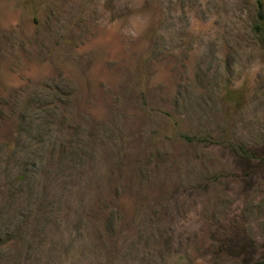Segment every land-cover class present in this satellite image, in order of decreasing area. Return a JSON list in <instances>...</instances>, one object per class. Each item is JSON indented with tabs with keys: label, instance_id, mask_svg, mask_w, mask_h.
Returning <instances> with one entry per match:
<instances>
[{
	"label": "rangeland",
	"instance_id": "rangeland-1",
	"mask_svg": "<svg viewBox=\"0 0 264 264\" xmlns=\"http://www.w3.org/2000/svg\"><path fill=\"white\" fill-rule=\"evenodd\" d=\"M259 12L0 0V264H264Z\"/></svg>",
	"mask_w": 264,
	"mask_h": 264
},
{
	"label": "trees",
	"instance_id": "trees-1",
	"mask_svg": "<svg viewBox=\"0 0 264 264\" xmlns=\"http://www.w3.org/2000/svg\"><path fill=\"white\" fill-rule=\"evenodd\" d=\"M258 4L260 7V12L258 14L259 20L255 24L256 31L260 34L262 43L264 45V13H263V2L262 0H258ZM240 150L244 151L243 146H239Z\"/></svg>",
	"mask_w": 264,
	"mask_h": 264
}]
</instances>
